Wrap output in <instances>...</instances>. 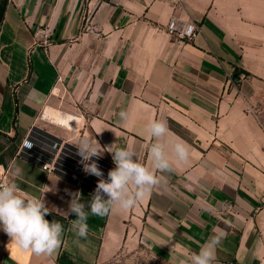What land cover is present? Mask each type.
Instances as JSON below:
<instances>
[{"label":"crops","instance_id":"0c3cea01","mask_svg":"<svg viewBox=\"0 0 264 264\" xmlns=\"http://www.w3.org/2000/svg\"><path fill=\"white\" fill-rule=\"evenodd\" d=\"M189 25L191 38L168 34ZM153 119L167 124L171 170L135 206L89 214L79 237L70 193H94L20 155L25 142L78 149L87 136L152 167ZM0 167L64 228L50 254L0 231V264H101L139 245L190 264L217 234L214 264H264V0H0Z\"/></svg>","mask_w":264,"mask_h":264},{"label":"clouds","instance_id":"9594fccd","mask_svg":"<svg viewBox=\"0 0 264 264\" xmlns=\"http://www.w3.org/2000/svg\"><path fill=\"white\" fill-rule=\"evenodd\" d=\"M120 117L127 120L128 114L122 111ZM146 129L154 140L149 145L152 167L139 161L131 145L113 150V145L102 147L95 138L84 136L80 139L77 148L83 170L100 179L88 203L82 201L79 192L70 193L71 200L66 214H75L72 227L79 237L87 236L89 214L104 216L112 207L127 210L135 206L161 184L163 178L156 174L157 171L171 170L172 163L165 141L168 134L166 122L153 119L148 122ZM105 152L112 154L115 164L108 172L107 179L103 178V172L96 160H93V157L101 158ZM171 152L177 162L187 161L190 156V150L183 142L172 144ZM12 174L19 175L20 169L15 168ZM49 212L44 199L25 196L15 182H0V231L5 232L10 237V243H14L20 250L50 254L60 246L64 228L60 222L46 219ZM220 239L218 234L210 237L198 253L192 254L190 264H214Z\"/></svg>","mask_w":264,"mask_h":264},{"label":"built area","instance_id":"2783aa9c","mask_svg":"<svg viewBox=\"0 0 264 264\" xmlns=\"http://www.w3.org/2000/svg\"><path fill=\"white\" fill-rule=\"evenodd\" d=\"M195 31L196 27L194 25H189L181 31H176L175 28L171 26L168 29V34L186 39L191 38ZM20 155L39 164L42 170L55 173L92 193H94L98 180L100 179L94 175L85 173L78 149L71 146H63L55 141H49L40 135L29 136ZM93 160H96L99 168L103 172V178L107 179L108 172L112 170L114 166L95 157H93ZM4 181L9 182L8 172L0 167V182Z\"/></svg>","mask_w":264,"mask_h":264},{"label":"rangeland","instance_id":"374dc122","mask_svg":"<svg viewBox=\"0 0 264 264\" xmlns=\"http://www.w3.org/2000/svg\"><path fill=\"white\" fill-rule=\"evenodd\" d=\"M101 264H171L144 245L123 249L114 259Z\"/></svg>","mask_w":264,"mask_h":264},{"label":"water","instance_id":"95a60500","mask_svg":"<svg viewBox=\"0 0 264 264\" xmlns=\"http://www.w3.org/2000/svg\"><path fill=\"white\" fill-rule=\"evenodd\" d=\"M233 79L235 80V81H238V77H237V75H233ZM41 145V144H40ZM42 146V145H41Z\"/></svg>","mask_w":264,"mask_h":264}]
</instances>
